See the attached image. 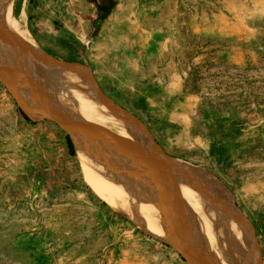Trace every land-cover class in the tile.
Here are the masks:
<instances>
[{
    "label": "rangeland",
    "instance_id": "1",
    "mask_svg": "<svg viewBox=\"0 0 264 264\" xmlns=\"http://www.w3.org/2000/svg\"><path fill=\"white\" fill-rule=\"evenodd\" d=\"M12 15L0 264H264V0H115L103 20L87 0H14ZM30 48L78 84L39 77Z\"/></svg>",
    "mask_w": 264,
    "mask_h": 264
},
{
    "label": "bare ground",
    "instance_id": "2",
    "mask_svg": "<svg viewBox=\"0 0 264 264\" xmlns=\"http://www.w3.org/2000/svg\"><path fill=\"white\" fill-rule=\"evenodd\" d=\"M13 1L14 0H0V11H3V12H5V15H7V17H8V19H9V22H10V24H8V21L6 22V24H7V27H9V31H11L10 33L12 34V36L15 38V40L16 41H18L19 39H21V37H23V31L19 28V24L17 23V20H15L14 18H13V15H12V10H13ZM28 6V5H27ZM21 16V15H20ZM19 16V17H20ZM22 16L24 17L25 16V11L23 10V14H22ZM25 18V17H24ZM9 33V34H10ZM10 38V37H9ZM0 39H2L1 37H0ZM3 41H5V40H3ZM14 41V40H13ZM3 43V42H2ZM8 44V43H7ZM7 47V46H6ZM5 47V48H6ZM3 48H4V46H3ZM4 48V49H5ZM18 48V47H17ZM2 50V49H1ZM6 50H7V48H6ZM22 50V49H21ZM20 50V51H21ZM30 50V51H29ZM29 50H27V53L30 55V60L29 61H31L30 62V64H32V65H30V66H32L33 67V65L35 66V68H36V70H38L39 72H40V75H39V77H41V75L42 76H46V75H49V77H53V78H55V79H59V80H61V81H66L67 83H69V85L72 87V88H74L77 84H78V82H79V79H78V74L76 73V72H71V71H69V70H67V69H65V68H63L61 65H56V64H54V62H52V61H42V60H39V57L38 56H40L41 57V55H38L37 54V52H34L33 51V49H29ZM5 53V52H4ZM8 53H9V51H8ZM10 54V53H9ZM8 54V55H9ZM23 54V53H22ZM8 55H6V56H8ZM3 56H4V59H5V55L3 54ZM2 56V57H3ZM17 56V55H16ZM1 57V56H0ZM43 57V56H42ZM8 58V57H7ZM1 59V58H0ZM44 59H47V58H45V57H43V60ZM2 60V59H1ZM26 62V61H25ZM2 63H5V61L4 62H2ZM8 66H9V64H8ZM12 66V65H11ZM9 68V67H8ZM31 68V67H30ZM8 70V69H7ZM7 70H6V72H7ZM9 70H11V68L9 69ZM1 71V70H0ZM19 72H20V70H19ZM38 72V73H39ZM9 73H10V71H9ZM16 73V72H15ZM1 75H2V72L0 73ZM13 74V73H12ZM20 74V73H19ZM23 74L24 75H26L24 72H23ZM22 75V74H21ZM4 77V76H3ZM12 77V76H11ZM21 77V76H20ZM7 78V77H6ZM13 78V77H12ZM15 78V77H14ZM23 80V79H22ZM23 82V81H22ZM17 83H18V81H17ZM25 83V82H24ZM11 84V83H10ZM15 84V83H14ZM27 84H29L28 82H27ZM58 84V83H57ZM21 85H22V83H21ZM24 85V84H23ZM22 85V86H23ZM12 86H13V84H12ZM25 86H27V85H25ZM32 86V85H31ZM37 87V86H36ZM48 87V89H49V86H47ZM34 89H35V87H33ZM22 91V90H21ZM42 91V90H41ZM42 93V92H41ZM44 93V92H43ZM45 94V93H44ZM47 94V93H46ZM49 96V94L47 95V97ZM26 97H27V95H26ZM46 97V98H47ZM48 99L52 102V100L48 97ZM68 99H69V97H68ZM32 100V99H31ZM71 100V99H70ZM74 100V99H73ZM32 102H33V100H32ZM33 103H35V100H34V102ZM71 103H73V102H71ZM61 108V107H60ZM59 108V109H60ZM62 109H60V111H61ZM80 110V109H79ZM66 111V110H65ZM89 112V111H88ZM71 113V112H70ZM93 114V113H92ZM140 150H141V148H140ZM144 157V156H143ZM142 157V158H143ZM151 157V156H150ZM145 158V157H144ZM143 158V159H144ZM147 158V157H146ZM138 163V162H137ZM172 163H173V161H172ZM172 163H171V167H174V166H172ZM174 164V163H173ZM181 164V163H180ZM178 164V169H176L177 171L178 170H180L183 174H192V175H194V171H197L196 170V168L195 169H191L190 167H188V166H186V165H184V163L183 164ZM157 165V167H158V163L156 164ZM92 168V167H91ZM175 168V167H174ZM173 168V169H174ZM87 169H88V171H89V174H90V177H91V179H92V181H93V183H94V185L99 189V191L102 193V194H104L105 196H107V197H109V198H111V199H113V200H115V201H117V202H121V198L122 199H127V198H125V196H126V194H123V192L125 193V191L124 190H122V188L120 189V186L118 185V184H116L114 181H112V180H110V179H107V178H104L103 176H102V174H101V169L100 168H97V169H95L94 171H92V170H90V168H89V166H87ZM151 170V169H150ZM175 170V171H176ZM193 170V171H192ZM180 171H178V172H180ZM158 172V171H157ZM140 173V172H139ZM142 173V172H141ZM141 175V174H140ZM186 177V176H185ZM154 180V179H153ZM117 186V187H116ZM148 186V185H147ZM150 186V185H149ZM155 187V186H154ZM153 188V187H152ZM157 188V187H156ZM123 192H122V191ZM222 192V191H221ZM154 193H155V191H154ZM158 193V192H157ZM221 199V198H220ZM218 200V199H217ZM126 201V200H125ZM220 201V200H219ZM128 202V201H127ZM158 203H159V205H158V203H157V206H162V203L160 204V202L159 201H157ZM163 202V201H162ZM122 203V202H121ZM165 203V202H164ZM139 204H141V203H139ZM229 204L231 205V206H233V204H232V202H230L229 201ZM229 205V206H230ZM125 207V206H124ZM135 207V206H134ZM159 207V208H160ZM165 207H166V205H165ZM156 208V207H155ZM162 208H164L163 206H162ZM220 208H222V206L220 207ZM134 209L135 208H133L132 206H130V205H128L127 204V209L125 210V211H127L128 213H130V215H133V216H135L136 217V210L134 211ZM167 208H165V210H166ZM218 209H219V207H218ZM164 210V209H163ZM155 211H156V209H155ZM167 212H168V210H166ZM147 212V211H146ZM156 213H158V211L156 212ZM142 215V214H141ZM132 216V217H133ZM138 218H139V216H137ZM136 217V219L137 220H139L138 218ZM134 218V217H133ZM151 219H152V217H150ZM144 219H147L148 220V218H145V214H144ZM146 221V220H145ZM140 222V221H139ZM152 223V222H151ZM153 224V223H152ZM166 229V228H165ZM172 229V228H171ZM175 228H173V230H174ZM176 232V231H175ZM173 237V236H172Z\"/></svg>",
    "mask_w": 264,
    "mask_h": 264
},
{
    "label": "trees",
    "instance_id": "3",
    "mask_svg": "<svg viewBox=\"0 0 264 264\" xmlns=\"http://www.w3.org/2000/svg\"><path fill=\"white\" fill-rule=\"evenodd\" d=\"M90 4L93 5L94 10L98 16L99 20H103L105 19L109 13L111 12V10L113 9V7L115 6V0H87ZM22 116L30 123H36V121H32L31 119H29V117L22 111H20ZM223 122H230V120L224 119L222 120ZM66 143H67V148H68V152L73 155L75 153L76 150L75 149V145L73 142V139L71 141V138L69 135H66ZM73 142V143H72ZM74 145V146H73Z\"/></svg>",
    "mask_w": 264,
    "mask_h": 264
},
{
    "label": "water",
    "instance_id": "4",
    "mask_svg": "<svg viewBox=\"0 0 264 264\" xmlns=\"http://www.w3.org/2000/svg\"><path fill=\"white\" fill-rule=\"evenodd\" d=\"M3 35L5 36V31L3 30ZM166 159L168 160L169 164L172 162V158L170 156L165 155Z\"/></svg>",
    "mask_w": 264,
    "mask_h": 264
}]
</instances>
